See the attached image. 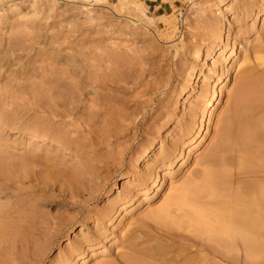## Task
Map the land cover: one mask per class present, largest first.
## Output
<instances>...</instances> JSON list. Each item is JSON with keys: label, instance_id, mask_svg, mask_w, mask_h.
Instances as JSON below:
<instances>
[{"label": "rangeland", "instance_id": "374dc122", "mask_svg": "<svg viewBox=\"0 0 264 264\" xmlns=\"http://www.w3.org/2000/svg\"><path fill=\"white\" fill-rule=\"evenodd\" d=\"M263 61L264 0H0V264H264ZM219 154L258 248L160 211Z\"/></svg>", "mask_w": 264, "mask_h": 264}, {"label": "bare ground", "instance_id": "6f19581e", "mask_svg": "<svg viewBox=\"0 0 264 264\" xmlns=\"http://www.w3.org/2000/svg\"><path fill=\"white\" fill-rule=\"evenodd\" d=\"M227 61V60H226ZM264 62V61H263ZM126 65V64H125ZM137 65V64H136ZM261 65V64H260ZM122 69V68H121ZM129 69V68H128ZM116 71V70H115ZM121 71V70H120ZM119 73V72H118ZM121 76V75H120ZM114 77V76H113ZM125 77V76H124ZM102 78V77H100ZM106 79V77H105ZM125 79V78H124ZM88 80V79H87ZM86 80V81H87ZM249 80V79H248ZM105 81V80H104ZM108 81V80H107ZM110 81V80H109ZM252 82H255L253 80H250ZM261 81V80H260ZM88 82V81H87ZM128 82V81H127ZM258 83V81H256ZM92 83V82H91ZM107 83V82H106ZM116 83V82H115ZM250 83V82H249ZM248 83V85H249ZM102 84V83H101ZM105 84V82H104ZM109 84V83H107ZM120 84V83H119ZM252 86L255 83H251ZM264 85V84H263ZM155 86V85H154ZM250 87H252L251 85H249ZM255 86V85H254ZM258 87V86H257ZM254 88V87H253ZM84 89V88H83ZM112 89V88H111ZM248 89V87H247ZM119 90V89H118ZM138 92V91H137ZM249 92V91H248ZM144 93V92H143ZM99 97H103V96H99ZM89 98V97H88ZM98 98V97H97ZM90 100V99H89ZM100 100V98H99ZM98 100V101H99ZM165 100V99H164ZM97 101V100H95ZM105 102V101H104ZM146 102V101H145ZM122 104V103H121ZM124 105V104H123ZM127 105V104H126ZM129 105V104H128ZM160 105V104H159ZM163 105V104H162ZM136 107V110L141 111V109L145 108L147 111L148 105L147 103H144V101H136L134 102V104L132 105V107ZM164 106V105H163ZM123 107V106H122ZM160 107V106H159ZM105 108V107H104ZM124 108V107H123ZM126 108H130L129 106H126ZM116 109V108H115ZM114 109V110H115ZM131 109V108H130ZM127 112L129 110H126ZM121 112V111H120ZM123 112V111H122ZM125 113V111H124ZM132 113V112H131ZM130 113V114H131ZM123 114V113H122ZM121 117L124 116V114ZM129 114V113H128ZM129 114V115H130ZM114 116V115H113ZM140 116V115H138ZM137 117V116H136ZM137 119V118H136ZM148 119V118H147ZM110 123V122H109ZM120 124V121H119ZM111 125V124H110ZM242 128V127H241ZM130 129V128H129ZM244 129V128H243ZM113 130V129H112ZM127 130V129H126ZM125 130V131H126ZM228 130V129H227ZM242 130V129H241ZM114 131V130H113ZM131 131V130H130ZM116 132V131H115ZM228 132V131H226ZM114 133V132H112ZM251 133V132H250ZM116 134V133H115ZM119 134V133H117ZM246 134L247 131H246ZM253 134V133H252ZM114 135V134H113ZM225 135H227L225 133ZM250 135V134H249ZM111 136V135H110ZM230 136V135H229ZM241 136V135H239ZM244 137V136H243ZM109 138V137H108ZM225 138V137H224ZM230 138V137H229ZM235 138V137H234ZM106 139V138H104ZM223 139V138H222ZM242 139H245L242 138ZM251 139V138H250ZM257 139V138H256ZM227 140V137H226ZM247 140V139H246ZM245 140V141H246ZM249 140V139H248ZM253 140V139H252ZM104 141V140H103ZM228 141V140H227ZM233 141V140H232ZM98 142V141H97ZM223 143H225L224 141H222ZM249 142V141H248ZM221 142L218 143L217 147L221 146L223 147V149L225 148L226 145H221ZM231 143V142H230ZM229 145V144H228ZM235 145V144H233ZM237 145V144H236ZM238 145H241L240 143H238ZM179 146V144L177 145ZM177 146L175 147L176 149ZM225 146V147H224ZM242 146V145H241ZM180 147V146H179ZM234 147V146H233ZM218 148V149H220ZM243 148V146H242ZM174 149V148H173ZM217 148H215L216 150ZM217 149V151H218ZM221 149V150H223ZM249 149V148H248ZM231 150V149H230ZM244 150V149H241ZM172 151V150H171ZM234 151V150H233ZM239 151V150H238ZM220 152V151H219ZM240 152V151H239ZM243 151H241L242 153ZM245 153V152H244ZM243 153V154H244ZM224 154V153H223ZM228 154V153H226ZM230 154V153H229ZM231 155V154H230ZM209 156V155H208ZM222 156V154H221ZM34 157V156H33ZM32 157V158H33ZM223 157V156H222ZM207 158V157H206ZM219 158V159H218ZM220 154L219 156H212L208 157L207 160L203 161L207 162L209 164V167L205 168L202 164V172H198L195 177L189 178L190 180L187 181L182 187L181 189L178 190V192H175V195L173 194L172 198L169 200L168 204L165 205V207L160 210L163 215L165 216V213H169L172 212L171 214H173V212H180L183 215L186 214V216L191 215L192 218L194 217L195 219H197V215L198 216H205V211L207 210L205 207L209 206L210 208V213H213L214 215L217 214V216L219 217V220L221 221V227L219 229L220 234H224L227 236H231V238L237 240L239 242V245L242 247V249H254V248H258L259 245L261 244V238L263 235V225H262V219H261V215H260V209L258 210V208H256L255 206H251L252 203L250 205H248L249 201H241L240 203H237L236 201H230L227 200V196H224L223 194V180L226 178V176L228 175V171L226 172L225 169H223V165L221 163V159H220ZM224 158V157H223ZM26 159V158H25ZM226 159V158H224ZM33 160V159H32ZM1 161V160H0ZM26 161V160H25ZM30 161V160H29ZM223 161V160H222ZM227 160H225L226 162ZM202 162V161H201ZM1 163V162H0ZM25 165L27 164L26 162H24ZM228 163V162H227ZM2 164V163H1ZM226 164V163H225ZM50 165V164H49ZM230 165V164H229ZM51 171L53 172H61V170H59V168L55 165H52L51 163ZM228 166V165H227ZM225 166V167H227ZM242 167V166H241ZM50 168V167H49ZM245 167H242V169H244ZM40 169V168H39ZM47 169V168H46ZM240 170V169H239ZM27 172V171H26ZM28 173V172H27ZM64 176V175H63ZM25 178V175L23 176ZM23 178V179H24ZM29 178V177H28ZM27 179V177L24 179ZM27 181V180H26ZM32 182V181H30ZM225 183V182H224ZM227 184V182H226ZM228 185V184H227ZM34 187H36V185H34ZM180 188V187H179ZM228 189H226L227 191ZM225 191V190H224ZM229 191V190H228ZM230 192V191H229ZM232 193V192H231ZM229 195V194H228ZM243 196V195H242ZM218 198L221 199V201H218ZM229 198V197H228ZM240 198V197H238ZM237 199V201L239 202V199ZM242 199H244L243 197H241ZM217 199V201H216ZM241 200V199H240ZM248 202V203H247ZM254 207V208H253ZM263 211V210H262ZM261 211V212H262ZM161 213V216H162ZM170 214V213H169ZM157 215V214H156ZM159 216V215H158ZM160 216V217H161ZM168 216V215H167ZM263 216V213H262ZM159 217V218H160ZM163 217V216H162ZM157 218V217H156ZM27 219V218H26ZM30 219V218H29ZM154 219V218H152ZM151 220V218H150ZM158 220V219H157ZM264 221V220H263ZM27 222V221H26ZM219 234V233H218ZM224 240V239H223ZM220 242L222 244L225 245H229L228 243H225L224 241ZM224 242V243H223ZM129 259H127L128 261ZM131 260V259H130ZM129 262H132L133 264H145V263H141L139 261H135V260H131ZM127 264H130V263Z\"/></svg>", "mask_w": 264, "mask_h": 264}]
</instances>
